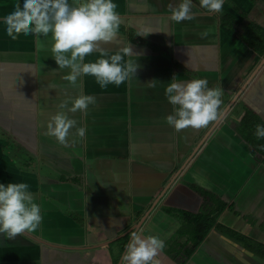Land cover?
<instances>
[{
    "label": "crops",
    "instance_id": "0c3cea01",
    "mask_svg": "<svg viewBox=\"0 0 264 264\" xmlns=\"http://www.w3.org/2000/svg\"><path fill=\"white\" fill-rule=\"evenodd\" d=\"M16 3L0 0V184H29L43 219L34 232L0 233V264H121L133 232L164 241L159 264H264V155L238 130L264 125V52L244 36L248 21L264 32V0H225L220 13L193 0L195 18L179 23L168 6L180 0H113L121 25L102 47L109 56L130 47L124 59L138 67L103 89L92 76L64 79L51 34L7 37ZM173 76L221 86V118L167 125ZM80 95L96 98L68 113L85 137L74 128L60 145L47 121Z\"/></svg>",
    "mask_w": 264,
    "mask_h": 264
},
{
    "label": "clouds",
    "instance_id": "9594fccd",
    "mask_svg": "<svg viewBox=\"0 0 264 264\" xmlns=\"http://www.w3.org/2000/svg\"><path fill=\"white\" fill-rule=\"evenodd\" d=\"M225 0H199V6L210 13L223 11ZM113 0H23L15 4L14 11L3 18L7 37L17 40L24 36L48 37L51 34V52L60 69H70L64 77L75 85L78 78L92 76L103 89L109 84L119 87L135 74L138 65L125 56L131 55V48L110 55L102 45L111 43L117 37L121 17ZM171 19L177 23L192 20L193 0H180L173 7L168 6ZM99 52L95 62H85L87 56ZM159 82L152 80L148 88H155ZM207 79L180 81L173 76L165 87L164 95L173 106V112L165 117L167 125L179 131L191 127L201 129L221 118L223 89L209 88ZM96 98L80 95L69 101H62L58 111L50 115L46 135L55 137L60 145L68 146L71 130L75 135L85 137L86 129L77 127V121L68 113L85 112L94 105ZM47 115V113H46ZM255 135L264 139V125H257ZM27 183L0 184V233L12 239L26 232L36 231L42 223L41 206L35 202ZM165 243L157 235L131 234L121 264H159L157 257Z\"/></svg>",
    "mask_w": 264,
    "mask_h": 264
},
{
    "label": "trees",
    "instance_id": "16d2710c",
    "mask_svg": "<svg viewBox=\"0 0 264 264\" xmlns=\"http://www.w3.org/2000/svg\"><path fill=\"white\" fill-rule=\"evenodd\" d=\"M244 27V36L247 39L248 44L260 53H263L264 32L262 30V26L259 27L258 25L253 24L251 21H248L244 24ZM247 112L248 114H253V111L250 109ZM245 123L246 121L241 122V128H238L239 132L256 150L260 151L264 155V139H258L255 135L256 126L261 125L260 122L253 121L251 123H247L248 125Z\"/></svg>",
    "mask_w": 264,
    "mask_h": 264
},
{
    "label": "water",
    "instance_id": "95a60500",
    "mask_svg": "<svg viewBox=\"0 0 264 264\" xmlns=\"http://www.w3.org/2000/svg\"><path fill=\"white\" fill-rule=\"evenodd\" d=\"M263 63H264V56H263V58L261 59V62H260V64H259V67H260ZM146 214H147V213H145V214L142 216L141 220H143V218L145 217Z\"/></svg>",
    "mask_w": 264,
    "mask_h": 264
},
{
    "label": "rangeland",
    "instance_id": "374dc122",
    "mask_svg": "<svg viewBox=\"0 0 264 264\" xmlns=\"http://www.w3.org/2000/svg\"><path fill=\"white\" fill-rule=\"evenodd\" d=\"M263 163H264V160H263ZM170 180H171V179H170ZM170 180H169V181H170ZM169 181H168V182H169ZM155 198H156V197H155ZM155 198H154V200H155Z\"/></svg>",
    "mask_w": 264,
    "mask_h": 264
}]
</instances>
